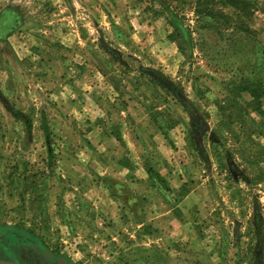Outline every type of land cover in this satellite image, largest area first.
<instances>
[{
    "label": "rangeland",
    "instance_id": "1",
    "mask_svg": "<svg viewBox=\"0 0 264 264\" xmlns=\"http://www.w3.org/2000/svg\"><path fill=\"white\" fill-rule=\"evenodd\" d=\"M195 2L0 0V260L257 264V213L264 264V13L227 57Z\"/></svg>",
    "mask_w": 264,
    "mask_h": 264
},
{
    "label": "trees",
    "instance_id": "2",
    "mask_svg": "<svg viewBox=\"0 0 264 264\" xmlns=\"http://www.w3.org/2000/svg\"><path fill=\"white\" fill-rule=\"evenodd\" d=\"M212 5L216 6L217 10L214 9ZM258 10L264 13V0H196L194 8V12L198 18H209L215 21L216 34L223 39L225 38L229 45V54H227V57L232 54L231 52L234 51L235 46L239 44V42H255L254 35L256 33L248 27L247 23L253 18L255 12ZM199 22L201 23V27L207 28L208 23H206L203 19L198 20V23ZM170 25L173 29L170 35L171 40H180L176 43L178 51L183 52L186 46H192L193 39L191 37V31L184 25L182 20L178 18L171 20ZM236 37H238V41L236 40ZM161 76L160 78H163V76ZM159 82L177 98V94L173 92V88L171 87L172 91L168 88V84H166L167 82ZM179 91L182 93L181 90ZM239 91L242 93H248L254 101L256 100V102L264 97V87L260 86L254 88L242 87L239 88ZM183 100L186 103V106L190 107V109L194 111L191 103L186 98ZM0 102L15 119L23 122L27 134L30 135L32 130V122L30 118L24 113L16 110L2 96L1 92ZM40 128L44 137L47 157L48 159H51L53 157L51 137L54 136V134L50 130L44 115H42ZM254 228L255 236L258 241L257 243L261 246V218L257 213L254 216ZM257 249L258 248L256 246V250ZM256 250L254 251L255 255Z\"/></svg>",
    "mask_w": 264,
    "mask_h": 264
},
{
    "label": "water",
    "instance_id": "3",
    "mask_svg": "<svg viewBox=\"0 0 264 264\" xmlns=\"http://www.w3.org/2000/svg\"><path fill=\"white\" fill-rule=\"evenodd\" d=\"M168 88L172 91L171 86L167 85ZM182 104V106L186 109L187 113L189 114L190 117V121H191V125L192 127H196L200 129V135L204 132V130L206 128H201V126H199L200 123V118L197 116V114L190 109V107L186 106V103L184 102V100L182 98H178ZM257 250H256V259H257V264H261V246L257 245ZM44 255L47 258H50L51 255L47 252H44ZM0 264H17L15 262H11V261H5V260H0Z\"/></svg>",
    "mask_w": 264,
    "mask_h": 264
},
{
    "label": "crops",
    "instance_id": "4",
    "mask_svg": "<svg viewBox=\"0 0 264 264\" xmlns=\"http://www.w3.org/2000/svg\"><path fill=\"white\" fill-rule=\"evenodd\" d=\"M70 104L76 106V102H72V101H70Z\"/></svg>",
    "mask_w": 264,
    "mask_h": 264
},
{
    "label": "flooded vegetation",
    "instance_id": "5",
    "mask_svg": "<svg viewBox=\"0 0 264 264\" xmlns=\"http://www.w3.org/2000/svg\"><path fill=\"white\" fill-rule=\"evenodd\" d=\"M7 20L5 22L2 23V25L6 24ZM0 25V26H2ZM201 122V121H200ZM200 124V123H199ZM44 254V252H42ZM52 256V255H51Z\"/></svg>",
    "mask_w": 264,
    "mask_h": 264
}]
</instances>
